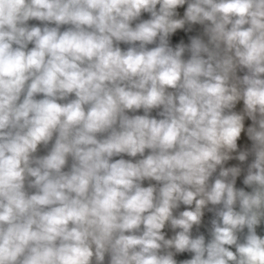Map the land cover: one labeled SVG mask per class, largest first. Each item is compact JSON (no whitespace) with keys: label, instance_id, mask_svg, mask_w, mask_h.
I'll list each match as a JSON object with an SVG mask.
<instances>
[{"label":"clouds","instance_id":"9594fccd","mask_svg":"<svg viewBox=\"0 0 264 264\" xmlns=\"http://www.w3.org/2000/svg\"><path fill=\"white\" fill-rule=\"evenodd\" d=\"M0 264H264V0H0Z\"/></svg>","mask_w":264,"mask_h":264}]
</instances>
